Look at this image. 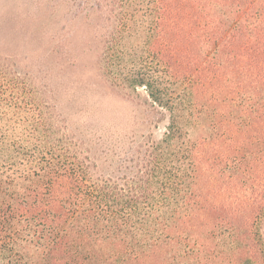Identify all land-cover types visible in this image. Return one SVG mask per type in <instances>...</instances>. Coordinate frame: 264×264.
<instances>
[{"label": "trees", "instance_id": "obj_1", "mask_svg": "<svg viewBox=\"0 0 264 264\" xmlns=\"http://www.w3.org/2000/svg\"><path fill=\"white\" fill-rule=\"evenodd\" d=\"M74 1L155 126L97 159L47 62L0 55V264H264V0Z\"/></svg>", "mask_w": 264, "mask_h": 264}, {"label": "rangeland", "instance_id": "obj_2", "mask_svg": "<svg viewBox=\"0 0 264 264\" xmlns=\"http://www.w3.org/2000/svg\"><path fill=\"white\" fill-rule=\"evenodd\" d=\"M37 1L0 0V55L14 56L31 70L47 62L52 79L62 84L60 110L97 159L135 147L155 126L148 117L151 108L144 90L130 99L101 75L99 44L90 27L75 16L74 0L54 1L57 6L52 8L44 6L46 0H39L41 6ZM59 56L63 57L60 69L53 62ZM166 123L154 129L155 138L162 137Z\"/></svg>", "mask_w": 264, "mask_h": 264}]
</instances>
